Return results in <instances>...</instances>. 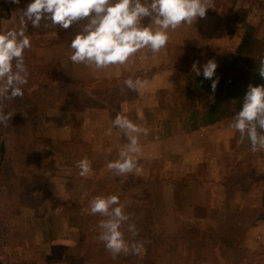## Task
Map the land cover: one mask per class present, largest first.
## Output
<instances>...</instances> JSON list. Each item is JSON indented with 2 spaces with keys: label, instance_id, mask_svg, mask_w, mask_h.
Segmentation results:
<instances>
[{
  "label": "rangeland",
  "instance_id": "1",
  "mask_svg": "<svg viewBox=\"0 0 264 264\" xmlns=\"http://www.w3.org/2000/svg\"><path fill=\"white\" fill-rule=\"evenodd\" d=\"M21 4L22 0L16 11ZM230 9L227 3L215 13L207 10L192 26L169 30L166 52L149 57L150 62L164 58L166 66L158 69L169 71L177 86L157 92L152 107L144 99L141 107H130L137 97L130 90L111 93L97 103L88 91L74 89L72 82L104 80L103 75L115 66L95 69L73 64L70 43L56 46L52 68L56 80L48 87L36 84L27 67L24 95L9 101L12 118L1 128L7 165L1 181V264H72L79 234L84 232L93 247L109 252L98 239V222L107 218L89 212L90 200L98 195L119 196L129 216L120 230L129 243L144 246L136 255L120 253L113 264L153 260L155 264H264V151L253 153L249 146L246 184L236 191L225 190L222 183L239 146L240 134L229 126L233 118L189 133L182 126L181 90L188 75L180 68L193 62L203 66L213 54L233 53L239 36L235 24L225 22ZM248 21L260 41L253 54L264 56V11L253 8ZM150 22L142 21L145 26ZM142 57L127 63L135 71L128 75L153 74L151 69L138 70L148 61ZM124 103L129 105L121 107ZM85 107L100 113V118H93L94 124L86 129L72 127L70 115L83 113ZM117 113L149 130L148 135H140L138 159L143 170L139 174L117 176L106 167L128 142L119 129L105 134ZM84 157L91 161L93 174L82 178L75 164ZM130 177L141 182L123 194L118 182ZM129 224H135L137 236L128 231Z\"/></svg>",
  "mask_w": 264,
  "mask_h": 264
},
{
  "label": "clouds",
  "instance_id": "2",
  "mask_svg": "<svg viewBox=\"0 0 264 264\" xmlns=\"http://www.w3.org/2000/svg\"><path fill=\"white\" fill-rule=\"evenodd\" d=\"M19 5L20 0H10ZM213 7V0H31L23 9L19 25L0 33V124L8 126L11 114L3 110V101L23 97V86L28 83V71L24 62L25 50L31 49L27 35L28 24L39 28L45 21L47 28L52 26L63 30L84 22L69 45L73 64L106 69L123 66L133 59L136 53L144 50V59L149 54L166 52L169 30L175 31L182 25L192 26L197 18H204L206 11ZM151 22L145 26L142 21ZM155 25L153 28L151 25ZM198 62H193L191 71L201 75ZM259 75L264 78V59L260 61ZM218 65L208 60L202 66L205 79L212 80ZM130 91H139L149 83L147 79L129 76L123 81ZM218 78L212 80L214 93ZM214 100V97H210ZM240 134V142L248 139L253 153L264 151V85H248L240 110L229 125ZM119 129L127 138L121 146L118 158L107 162L106 167L114 175L139 174L142 166L139 155L142 153L140 135H148L147 128L140 127L125 114L117 113L111 120V127ZM82 178L93 174L91 161L81 158L75 164ZM89 212L107 219H101L98 239L114 257L120 253L136 255L144 251L142 242L129 243L120 230L129 220L118 195L95 196L89 202ZM133 236L138 235L135 224L128 225Z\"/></svg>",
  "mask_w": 264,
  "mask_h": 264
},
{
  "label": "trees",
  "instance_id": "3",
  "mask_svg": "<svg viewBox=\"0 0 264 264\" xmlns=\"http://www.w3.org/2000/svg\"><path fill=\"white\" fill-rule=\"evenodd\" d=\"M238 1L242 4L247 2L249 4L237 5ZM30 2L31 0H22L21 7L16 11L15 8H18L16 4L8 3V0H0V33L19 25L22 15L21 11ZM227 3L231 6V13L226 17L225 22L227 25L235 24L239 40L232 54H213L208 58V60H214L218 65L212 78V80L218 78L215 92L213 93L211 90L212 80L203 77L202 66H197L201 71L200 76H196L191 71V66L180 68L181 71L188 75V83L181 90L182 100L180 102L182 112L185 114L182 124L183 131L188 133L233 118L241 108L243 96L248 85H264V78L259 75L260 61L264 59V56L256 57L253 54V50H255L260 41L257 37L256 28L248 21V16L253 8L264 11V0H213V7L209 8L208 11L215 13ZM45 23V21H42L39 28H33L30 23L28 24L27 35L30 37L32 47L25 50L24 62L26 67H29L34 73L33 79L37 81L36 84L39 82L40 85L48 87L51 84L50 82L56 80L52 77L56 46L71 43L72 38L79 32L84 22L74 24L68 30L52 26L50 21L47 22L49 26L45 28ZM43 56L47 61L41 60V58H44ZM129 76L131 75L124 74L121 78L112 80L89 78L86 81H74L72 84L74 89L88 91L92 98L95 96L98 103L103 102L105 98H110L111 93L116 92L115 95H118L127 91L128 89L123 81ZM132 77L135 78L137 76ZM210 97H214V100L210 99ZM115 98H113V102ZM9 101H3L2 105L6 114L9 111L11 112L9 108L11 103ZM202 103L204 104L203 109L201 108ZM2 126L3 124H0V200L2 198L1 188L3 187L1 181L6 175L4 170H6L7 166L5 164L6 147L1 133ZM237 139H239L238 153L235 154L232 160L229 176L222 183L225 190L236 191L238 186L244 187L247 180L245 169L249 167V159L245 151L251 145L247 138L242 143L239 135ZM110 172L109 174H112ZM140 182L139 178L130 177L123 182L119 181L118 189H120L121 193L126 194L130 189L138 186ZM7 196L11 197L9 192ZM74 254L76 258L73 257L71 259L72 264H113L117 263L121 258V255L114 257L111 253L100 250L98 246L93 247L87 232L79 234ZM155 262L157 260L148 263L138 261L134 264H155Z\"/></svg>",
  "mask_w": 264,
  "mask_h": 264
},
{
  "label": "crops",
  "instance_id": "4",
  "mask_svg": "<svg viewBox=\"0 0 264 264\" xmlns=\"http://www.w3.org/2000/svg\"><path fill=\"white\" fill-rule=\"evenodd\" d=\"M136 54L137 55L133 59H131V61L138 58L139 55L144 57V53L138 52ZM149 56H150V54H149ZM157 58L158 57H155L153 62H150V59H151L150 57L148 59H145L148 61H146L142 65V67H140L138 69L141 72L144 70L151 69L153 71V74L149 75L148 77L141 78V79H147L149 81V83L147 85H145L143 88H141L139 91L135 92V95L137 94V97L132 100L133 103L130 104V107H141V101H143V99L145 100V102L144 101L143 102L146 104L147 107H152L153 105L156 104L155 102H156V96L158 94L157 92H159V91L162 92L161 90L171 89V88L177 86L175 84V81L170 80V78H171L170 76H172V75H170L171 73L169 71H165V70L161 71L158 69V67H162V65L165 64L164 62H166V61H164V58H161L160 62H159V59L157 60ZM163 66H166V65H163ZM128 72L129 73L132 72L131 75H133L135 71L132 68H130L129 65L126 63L123 66H115L113 68V71H110V72L108 71L106 74L103 75V78L104 79H119L124 74H129ZM153 96H155V101L153 100ZM136 100H137V102H136ZM128 105L126 103H124V104H121V107H125ZM96 117L100 118V113H93V111L87 110V107L85 108L83 113H80L78 111L77 113H73L70 115V118L73 119L72 127H74V128L80 127V129H81V127H84V129H86L90 123L92 125V123L94 121L93 118H96ZM105 119L109 120L106 117H105ZM95 121H96L95 123H98V120L95 119ZM109 126L111 127V124ZM86 136H88V131H86ZM171 139H172V136L170 137V140ZM164 141H167V139ZM86 142H90L89 138H86ZM138 158H140V157H138Z\"/></svg>",
  "mask_w": 264,
  "mask_h": 264
}]
</instances>
